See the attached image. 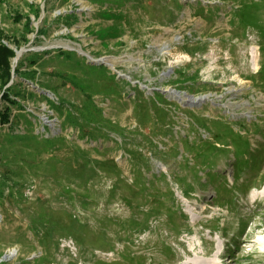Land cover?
I'll use <instances>...</instances> for the list:
<instances>
[{"label":"rangeland","instance_id":"1","mask_svg":"<svg viewBox=\"0 0 264 264\" xmlns=\"http://www.w3.org/2000/svg\"><path fill=\"white\" fill-rule=\"evenodd\" d=\"M102 1L0 0V264H264V0Z\"/></svg>","mask_w":264,"mask_h":264},{"label":"trees","instance_id":"2","mask_svg":"<svg viewBox=\"0 0 264 264\" xmlns=\"http://www.w3.org/2000/svg\"><path fill=\"white\" fill-rule=\"evenodd\" d=\"M92 1H96V0H92ZM111 1H114V0H104V1H102L104 4L105 3H107V2H111ZM120 4L122 3V2H119ZM123 4V3H122ZM60 52V51H59ZM60 60V59H59ZM77 60H79V59H77ZM74 61V60H73ZM106 67L105 66H101V67H91V71L93 72V73H97L99 76H98V78H100V76L101 75H103L104 73H108V70H106L105 69ZM111 77V76H110ZM112 78V77H111ZM113 81H117V80H119V81H121L119 78H117V79H112ZM59 81L60 82H62L61 84H65V80H63V79H59ZM118 84V83H117ZM126 85H128V86H130L129 85V83L128 84H126ZM107 96H109L108 98H111V99H113L114 97V95L112 94V93H109V94H107ZM4 100H10V97H9V95H6V94H4ZM13 103H17L16 101H12ZM90 104H94V102H92V103H90ZM94 106H95V104H94ZM80 112H88V113H90V112H92V116H90V115H88V113H85L86 115V123L89 125V124H91L92 122H97V119H99V118H102V112H101V110L100 109H98L97 107H93L92 105H89L88 107H83V109L80 111ZM7 113V112H6ZM6 113H3V112H0V118H2V120L3 121H6L7 119H8V116H7V114ZM74 117V116H73ZM80 117H81V115H80ZM82 118H84V117H82ZM74 119H76V117H74ZM77 120V119H76ZM106 120L104 119V121H102V126H105L106 125V122H105ZM78 122V121H77ZM95 123H92V126H97V124H95ZM30 128H33V127H30ZM101 127H97V129H100ZM79 130L81 131V132H83V131H85L83 128H82V126L80 125V127H79ZM102 132L101 133H99V134H97V135H92V138L93 139H97L98 137H103V138H106L107 137V135H104L103 133H105L103 130H101ZM27 138H31V137H29V136H25L24 137V140L25 141H27V140H29V139H27ZM58 141V140H57ZM57 141H51V139H49V138H46V139H44V141H43V144H45V145H49L50 147H55V146H57V144H64L63 142V140L62 141H59L60 143H55V142H57ZM10 142V141H9ZM9 142H6L5 144H9ZM55 143V144H54ZM117 144V146L119 147H127V145H131L132 143L131 142H129V143H126L125 141H123V143L122 144H120V143H116ZM76 147L79 149V146H77L76 145ZM5 148H9V147H5ZM218 150H221L220 148L218 149ZM93 163V166H96V165H98L100 162H97V161H93L92 162ZM166 198H168V199H166L165 200V202H168V201H170V200H173L172 198H173V194H171V195H169L168 197L167 196H165ZM173 202V201H172ZM172 208H174V207H172ZM48 210H51V209H48ZM144 223V221H140V224H143ZM124 238H130V236L129 235H126V237H124Z\"/></svg>","mask_w":264,"mask_h":264},{"label":"bare ground","instance_id":"3","mask_svg":"<svg viewBox=\"0 0 264 264\" xmlns=\"http://www.w3.org/2000/svg\"><path fill=\"white\" fill-rule=\"evenodd\" d=\"M20 54V53H19Z\"/></svg>","mask_w":264,"mask_h":264}]
</instances>
